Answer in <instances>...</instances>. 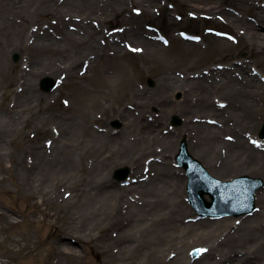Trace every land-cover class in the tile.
<instances>
[{
    "label": "rangeland",
    "instance_id": "rangeland-1",
    "mask_svg": "<svg viewBox=\"0 0 264 264\" xmlns=\"http://www.w3.org/2000/svg\"><path fill=\"white\" fill-rule=\"evenodd\" d=\"M135 1L137 3H127L126 9L117 20L109 18L106 22H101L97 18L83 20L82 24H86V27L93 31V38L97 37V43L101 48L93 54L89 52L87 58L79 59L78 57V61L74 60V65L64 62L70 53L73 54L74 51L83 50L86 47L81 46V42H76V39L64 37L65 30L73 31L76 28L74 20L67 21V18L63 16L60 20L54 15L37 17L35 19L37 23L33 27L27 25L29 34L24 36L23 43L17 49L13 46V42L7 44L9 40L14 39L12 33L6 29L0 30V144L3 146L0 154L4 156L2 164L8 169L6 172H0V264H113L111 258L119 255L121 248L119 251V248L111 247L110 251H105L100 242L94 238L99 235L118 239L121 233L123 234L121 240L126 241L128 237L134 236L127 234L123 229L125 227L128 229L130 225L131 229L136 222L128 216L125 217L123 213L127 203H132L130 200L137 198V194L135 195L133 189L131 190V186L137 185V182L130 181L133 177H137V174L134 176V169L117 158L118 153L111 144H106V138L110 139L118 135L123 140L122 137L129 138L131 135L130 132L123 131L124 123L118 111L124 108L136 113L143 111L144 119L149 123L158 124L159 136H163L170 132L182 131V126L191 118L211 122L209 121L211 116L207 113L197 112L196 116L192 114L191 117L187 116V119L177 110H171L170 107L174 104L183 106L190 101L191 104L196 103L197 95L190 94V86L168 87L165 90L161 97L170 109L166 116L160 115L159 104L141 108L146 98L160 91L159 84L163 75L190 81L204 75H206L205 78L210 75L216 76L217 72L225 69L246 67L250 74L256 76L258 82L264 83V36L258 40L253 39L243 26L231 23L226 15L244 18L264 35V18L258 15L259 8L264 9V0H245L243 3L240 0H156L153 3L155 5L151 7L143 6L138 4L139 1ZM253 4L255 10L249 7ZM209 7H214L215 10H208ZM147 12L150 16L146 14ZM78 20L80 21V17ZM17 23L21 24L22 21ZM39 27L58 41L56 49L49 50L34 45L29 35L30 32L40 34ZM130 30L144 32L146 37L158 42V48L154 52L147 51L139 42L126 37V33L129 34ZM182 32L196 35L199 40L183 39ZM112 36L114 39L118 37L120 51L110 45L109 39ZM123 44L126 46L124 47ZM136 49L139 51H134ZM14 54L18 56L16 62L12 60ZM44 58H48L51 63L47 65L56 70L44 68L41 70L43 72L34 74L36 76L31 83L35 92L41 95V99L33 103L30 107L31 111L26 112L27 109L15 101V95L20 94L24 89L21 86L22 82L11 80L10 76L12 72L19 73L20 70L25 73V70H30L28 64ZM80 60L83 61L80 63ZM49 76L58 81L56 90L50 94L43 93L39 88L40 80ZM149 80L152 81L151 85L148 83ZM256 97L259 98V93ZM219 100H225V97L220 94L214 95L213 103L216 106ZM248 114L251 116L249 120L253 125L242 127L240 133L245 142L252 145L249 140L258 138L264 122V112ZM174 117L178 118L179 124H173ZM58 120L75 122L76 127L65 131L64 134L63 128L55 122ZM112 123H118V126L114 127ZM227 125L230 129H224L222 134L224 140L235 137L236 124L233 117L230 116ZM255 125H258L256 129L253 127ZM68 132L70 140H68ZM93 134L103 136L104 139L97 142L98 144L101 142L106 144L100 145L101 148L97 154L98 160L109 161L106 167L107 181L118 186L119 189L131 190L127 192L128 197L116 206L112 203V209L107 213L97 212L99 206L95 202L93 189L97 191L98 189L88 186L94 155H91L92 150L87 149L85 144L88 141L93 142ZM181 139L179 138L176 142L173 153L168 152V156L176 155ZM68 141H73V145L64 150L62 155L74 159L72 165L74 177L55 172L49 173L46 177L44 174L48 172V166L40 163L41 160L33 158L30 154L22 152L24 147L33 145V147H41L47 155L51 156L55 154V150L62 149L63 144H67ZM261 142L264 143V138ZM56 146L58 147L54 150ZM158 146L154 144V147L143 157L141 164L143 176L141 177H154L157 173V170L149 164L154 162L155 156H152V150H157ZM189 153L191 154L190 149ZM174 156L169 158L170 169L179 173L185 180L180 197L188 209V213L184 215L187 218L185 223L189 222L188 219L215 223L230 219L232 227L227 233L237 239L238 233L233 232L235 228L243 221L256 217L254 230L245 235L243 241L246 245H252L260 237V241L264 243V205L258 199L264 196V186L256 194L257 210L252 215L237 218H199L187 202L185 192L187 178L183 169L176 166ZM20 159L22 162L18 166ZM194 159L201 162L196 157ZM119 168H126L129 171L127 177L121 181L113 177V172ZM254 173V170L242 169L220 180L229 181L239 176L258 177ZM40 178H46L47 182L49 180L48 184L55 190L49 202L46 201L48 195L45 198L39 195L43 189L41 183H45V181L40 182ZM74 182L81 185L80 195H77V190L71 187ZM29 187L35 188L37 193L30 192ZM106 188L107 184L102 185L100 191ZM206 198L208 199L207 196ZM138 199H140L138 201L140 206V203H143V197ZM45 211L50 212L51 215L48 221L43 216ZM117 213H119L118 216ZM2 215H7L12 224L8 225ZM110 218L114 222L113 225H106L107 219ZM154 218L164 225L158 226L162 229L153 225L156 229L152 232L158 238L165 239L159 246H166L169 242L177 243L184 238L183 243L188 244L186 249L184 248L185 261L195 262L201 257L202 250L193 243L196 237L192 231L169 225L170 220H167L163 214L157 213V216L152 217L151 222L157 223ZM148 219L151 218L148 216ZM96 222L105 224L101 227L104 228L103 231L100 228L89 229L76 238V233L63 230L68 226L74 229L84 228L86 224ZM50 224L59 226L62 232L57 233ZM250 227H252L251 222L247 230ZM60 241H65L71 246V249L75 251V259L61 258L53 254V245H60ZM149 244L144 241V246L137 245L130 251L133 259L128 260L127 264H137L146 260ZM165 248L163 247L160 251L162 252L160 258L167 260L164 264H171L169 260L173 259L174 250L168 251L166 248V251ZM224 264L229 263L225 261Z\"/></svg>",
    "mask_w": 264,
    "mask_h": 264
},
{
    "label": "bare ground",
    "instance_id": "bare-ground-1",
    "mask_svg": "<svg viewBox=\"0 0 264 264\" xmlns=\"http://www.w3.org/2000/svg\"><path fill=\"white\" fill-rule=\"evenodd\" d=\"M137 1H139L138 4L151 7L155 5L153 3L156 0ZM244 1L245 0H240L241 3ZM128 2L137 3L135 0H0V30L6 29L9 33H12L14 39L9 40L7 44L13 42V46L17 49L18 46L23 43L24 36L29 34V31L27 33L29 25L33 27V25L37 23L35 21L37 17L54 15L59 17L60 20L63 18H67L66 20L71 22L74 20L73 22L76 28L73 31L65 30L64 37L76 39V42H81V46H86L83 50L74 51L73 54L70 53V56L64 62L65 64L74 65V60L78 61V57L79 59L82 57L87 58L89 52L93 54L101 48L97 43V37L93 38V31L89 27H86V24H82L83 20L88 21L92 18H97L101 22L109 21L108 18L117 20L118 16L126 9ZM249 7L253 8V10L256 9L254 4ZM208 10L212 11L215 10V8L209 7ZM142 11H140V14H142ZM146 14L150 16L148 12ZM226 15L231 23L237 26H243L244 29L252 35L253 39L258 40L264 36L258 32V28L255 25L249 23L244 18L234 17L229 14ZM258 15L260 18H264L263 8H259ZM78 17H80V21ZM20 21H22V23L18 24L17 22ZM65 25H63V27ZM39 30L42 35L30 32L29 36L32 38V41H34V45L49 50L56 49L58 41L48 34L46 30L44 31V29L40 27ZM99 34L101 35V31ZM126 37L135 42H139L147 51L154 52L156 48H158V42L148 36L146 37L145 33L142 31H131L129 34L126 33ZM109 42L115 49L121 50L118 37L114 39V36H112ZM123 45L124 47L126 46L125 44ZM82 61L83 60H80V63ZM40 63L42 65H47L51 62L48 58H44L41 61H33L28 64L30 70H25V73L20 70V75L19 73L12 72L10 76L11 80H20L22 82L21 86L24 89L22 88L23 91L21 90L22 92L20 94L17 93L15 95V101L21 103L23 108L27 109L26 112L31 111L30 107L33 103L41 99V95L35 92L33 84L31 83L32 79L36 76L34 74L43 72L41 70L44 68H47L46 70H56V68L49 65L42 67ZM245 68L225 69L217 72L218 74L216 76L210 75L208 78H205L204 76L206 75H204L190 81H182L174 76L163 75L161 84H159L160 91L151 94L140 106L141 108H146L159 104L160 115L166 116L170 109L165 105L161 95L164 94L168 87L176 88L190 86V94L193 93L197 95V104H191V101L183 106L174 104L173 106L171 105V110H177L181 115H184L185 118L189 115L191 117L192 114L196 116L197 112L200 114L207 113L211 116L209 118L211 122L207 123L202 122L203 120L200 119L193 120L191 118L188 123L182 126V131L177 133L170 132L167 135L159 136L160 132L159 129H157L158 124L156 125L146 121L143 117V111L136 113L134 111L130 112L125 108L118 111L119 117L124 123L123 131L130 132L131 135L129 138L122 137L123 140H121L118 135L110 139L106 138V144H111L118 153L117 158L123 160L125 164L134 169V176L137 174V177H133V179L130 180L133 183L137 182V185L131 186V190L133 189L135 195L137 194V198H135V200H130L132 203H127L125 213H123L125 217L128 216L129 219L136 222L131 229V225L128 229L126 227L123 229V231L126 230L127 234L134 236L128 237L126 241L124 239L121 240L123 236L121 233L118 239L106 238L99 235L97 238H94V240L100 242V245L104 247L105 251H110L111 247L119 248V251L121 248L120 254L111 258L113 264H127L129 262L128 260H131V258L133 259L131 256L133 254H131L132 252L130 251L134 250L137 245L138 247L144 246V241L150 243L147 249L148 256L146 260L140 261L137 264H164L167 260H165V258H160L162 253H160V251L163 247H166L168 251L174 250L173 253L175 254L173 255V259L169 260L171 264H224L225 261L229 264H264V243L260 241V237H258L257 241H254L252 245H246L243 241L244 236L248 235V233L250 234V232L254 230V224L257 222L256 217L243 221L240 226L235 228L233 232L238 233L237 239L230 233H227L232 227L230 219L217 223L192 221L188 219L189 222L185 223L187 218L184 215L188 213V209L183 201L180 200L185 180L179 173L173 172L170 169L169 158H171V156L173 157L174 154H169L168 156L169 151L173 153V148L175 149L178 139L182 138L185 140L187 148L190 149L191 156L200 159L207 173L212 174L216 179L219 178L218 180H220L242 169H249L254 170V175L258 176L255 178L261 179L264 186V143L261 142L262 139L255 138L254 140H249L252 143V145H249L247 141L245 142V139L242 138L240 133L242 127L252 124V121L249 120V117H251L248 114L249 112H253V114L264 112V83L258 82L256 76L250 74ZM256 92L259 93V98L256 97L258 94ZM216 94L225 97V100L218 101V106L213 103L214 95ZM224 101L227 102L224 103ZM241 106L243 108H241ZM230 116L233 117L236 124L234 132L235 137L224 140L222 134L224 129H230L227 125ZM55 122L63 128L62 131L64 134L65 131H70L76 127L75 122L63 120ZM257 126L258 125L253 126L254 129H256ZM68 136V140H70L71 137L69 132ZM92 138L94 139L93 142L88 141L85 144L87 149L92 150L91 155H94L88 186H93L98 189V191L93 189L95 193L94 198H96L95 202H97L100 209L97 208V212L104 211L107 213V211L112 209V203L116 206V204L124 200L125 197H128L127 192L131 190L128 191L124 188L119 189L118 186L107 181L108 176L106 167L109 161L107 159L98 160L97 154L101 148L100 145H106L102 144V142L99 144L97 142L104 138L98 134H93ZM154 144H158L159 148H157V150H152V156H155V158L154 162L149 165L156 169L157 173L154 177H141L143 176V174H141L143 157L146 155L147 151L154 147ZM71 145H73V141H68L67 144H63L60 150H55L58 147L56 146L54 148L55 154L51 156L47 155L41 147H33V145L24 147L22 152L30 154L33 158L41 160L42 162L40 163H45L48 166V172L44 174L46 177H48L49 173L52 174L53 172L57 174H68L74 177L72 174L74 159L62 155L63 151L68 149ZM2 149L3 146L0 144V151ZM3 157L4 156L0 154V172H6L8 170L2 164ZM21 162L20 159L17 165H21ZM39 181H45V183H41L43 189L42 192H39V195L41 197L43 195L44 197L42 198L48 195L46 201L49 202L52 200L51 196L55 190L51 189V186L48 184L50 181L48 180L47 182L46 178H40ZM106 184L107 188L100 191V187ZM71 187L77 190V195L82 193V188H79L81 185L74 182V185ZM261 189L262 188H258L257 192ZM29 191L37 193V190L33 187H29ZM138 197H143V203L141 202L140 206H138V201H140ZM205 199L207 200V198ZM258 199L260 203L264 205V196L261 198L258 197ZM62 202L63 200L60 204ZM157 213H159V215H165L167 220L171 222L169 225L181 230H190L194 233L196 239L193 243L202 250L200 251L201 257H199L197 261H185L184 248L186 249L188 244L183 243L185 240L184 238H181L177 243L172 242L171 244L169 242L166 243V246H159L165 239H163V237L158 238V236L152 232V230L156 229L153 225H157L158 229H162L158 226L164 225H161L155 218L154 221L157 223L151 222L152 217L157 216ZM118 215L119 213H117V216ZM2 216L5 217L4 219L8 225L12 224V221L7 215ZM43 216L47 221L51 218L50 212L48 211H45V215ZM148 216L151 219H148ZM107 221L108 224L106 225H113L114 223L112 222V218L107 219ZM250 222L252 227L247 230ZM104 225L105 224L96 222L89 225L86 224L84 228L78 227L74 229L72 226H68V228L63 230L68 233H76V238H78L89 229L100 228V230L103 231L104 228L101 227H104ZM50 226L55 229L57 233L62 232L59 226L55 224H50ZM53 247V254L58 257L76 258L75 251L71 249V246L65 241H60V245H53Z\"/></svg>",
    "mask_w": 264,
    "mask_h": 264
},
{
    "label": "water",
    "instance_id": "water-1",
    "mask_svg": "<svg viewBox=\"0 0 264 264\" xmlns=\"http://www.w3.org/2000/svg\"><path fill=\"white\" fill-rule=\"evenodd\" d=\"M17 55L13 56V61H17ZM55 86V82L51 78H43L40 81V88L43 92H50ZM175 124H178V119H173ZM260 137H264V124L259 133ZM176 161L183 166L191 180L187 187L189 201L192 206L202 215H228L235 216L250 213L254 209V193L258 188L262 187V181L259 179H251L241 177L231 183H222L208 176L201 165L195 161L187 152V147L184 141L181 142L179 154L176 156ZM127 169H118L114 172V178L117 180L124 179L127 175ZM208 186L204 190L212 195L213 202H206L203 199V191L198 187L196 181ZM215 187L223 188L222 192L215 194ZM216 192V191H215Z\"/></svg>",
    "mask_w": 264,
    "mask_h": 264
},
{
    "label": "snow or ice",
    "instance_id": "snow-or-ice-1",
    "mask_svg": "<svg viewBox=\"0 0 264 264\" xmlns=\"http://www.w3.org/2000/svg\"><path fill=\"white\" fill-rule=\"evenodd\" d=\"M134 51H139V49H136V50H134Z\"/></svg>",
    "mask_w": 264,
    "mask_h": 264
}]
</instances>
